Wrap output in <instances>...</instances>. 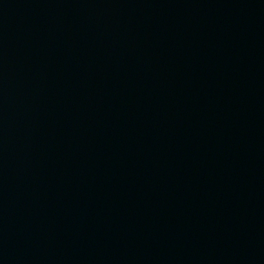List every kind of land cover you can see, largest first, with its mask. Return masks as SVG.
I'll return each instance as SVG.
<instances>
[{"label":"water","instance_id":"obj_1","mask_svg":"<svg viewBox=\"0 0 264 264\" xmlns=\"http://www.w3.org/2000/svg\"><path fill=\"white\" fill-rule=\"evenodd\" d=\"M0 264H264V0H0Z\"/></svg>","mask_w":264,"mask_h":264}]
</instances>
